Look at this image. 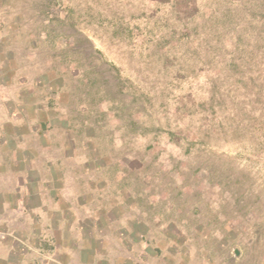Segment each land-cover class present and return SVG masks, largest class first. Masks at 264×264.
<instances>
[{
  "label": "rangeland",
  "instance_id": "1",
  "mask_svg": "<svg viewBox=\"0 0 264 264\" xmlns=\"http://www.w3.org/2000/svg\"><path fill=\"white\" fill-rule=\"evenodd\" d=\"M0 264H264V0H0Z\"/></svg>",
  "mask_w": 264,
  "mask_h": 264
}]
</instances>
